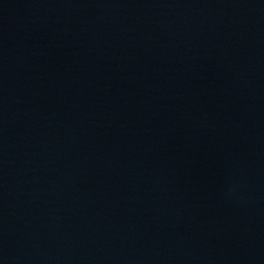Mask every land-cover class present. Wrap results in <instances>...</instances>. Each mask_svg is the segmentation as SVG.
I'll list each match as a JSON object with an SVG mask.
<instances>
[{"label": "water", "instance_id": "obj_1", "mask_svg": "<svg viewBox=\"0 0 264 264\" xmlns=\"http://www.w3.org/2000/svg\"><path fill=\"white\" fill-rule=\"evenodd\" d=\"M0 264H264V0H0Z\"/></svg>", "mask_w": 264, "mask_h": 264}]
</instances>
